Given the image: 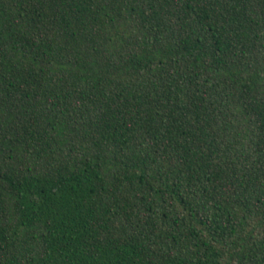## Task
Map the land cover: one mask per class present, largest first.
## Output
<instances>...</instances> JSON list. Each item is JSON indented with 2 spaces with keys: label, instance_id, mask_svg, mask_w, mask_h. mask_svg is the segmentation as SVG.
I'll return each mask as SVG.
<instances>
[{
  "label": "trees",
  "instance_id": "obj_1",
  "mask_svg": "<svg viewBox=\"0 0 264 264\" xmlns=\"http://www.w3.org/2000/svg\"><path fill=\"white\" fill-rule=\"evenodd\" d=\"M0 264H264V0H0Z\"/></svg>",
  "mask_w": 264,
  "mask_h": 264
}]
</instances>
